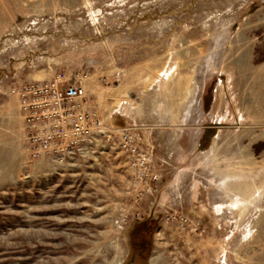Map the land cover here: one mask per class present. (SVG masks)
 <instances>
[{
    "label": "rangeland",
    "instance_id": "obj_1",
    "mask_svg": "<svg viewBox=\"0 0 264 264\" xmlns=\"http://www.w3.org/2000/svg\"><path fill=\"white\" fill-rule=\"evenodd\" d=\"M63 75L157 182L112 143L28 157L23 92ZM137 214L158 221L148 262ZM0 264H264V0H0Z\"/></svg>",
    "mask_w": 264,
    "mask_h": 264
},
{
    "label": "built area",
    "instance_id": "obj_2",
    "mask_svg": "<svg viewBox=\"0 0 264 264\" xmlns=\"http://www.w3.org/2000/svg\"><path fill=\"white\" fill-rule=\"evenodd\" d=\"M85 97L86 89L78 75H63L24 90L28 157L33 161L48 158L56 165H65L103 152L98 145L100 141L112 143L134 172V183L149 187L151 182H157V177L149 176L151 155L139 145L137 137L130 129L113 131L98 126L95 114L84 109ZM134 218L141 219L138 214ZM128 221V216H122L116 224ZM168 221L189 223L184 216L171 217Z\"/></svg>",
    "mask_w": 264,
    "mask_h": 264
},
{
    "label": "trees",
    "instance_id": "obj_3",
    "mask_svg": "<svg viewBox=\"0 0 264 264\" xmlns=\"http://www.w3.org/2000/svg\"><path fill=\"white\" fill-rule=\"evenodd\" d=\"M158 227V221L141 219L134 222L129 232V244L132 257L148 262L152 254L153 237Z\"/></svg>",
    "mask_w": 264,
    "mask_h": 264
},
{
    "label": "bare ground",
    "instance_id": "obj_4",
    "mask_svg": "<svg viewBox=\"0 0 264 264\" xmlns=\"http://www.w3.org/2000/svg\"><path fill=\"white\" fill-rule=\"evenodd\" d=\"M235 186L236 185L234 183L228 182V184L225 186L226 194L228 193L229 195H231V194L233 195V191H235V188H234ZM241 201H243V200H241ZM237 202H239V201H237ZM237 202H235V204L232 203L233 204L232 208L238 207L237 206V204H238ZM223 210H225L224 207H223V205H220L219 206V209H218V212H222Z\"/></svg>",
    "mask_w": 264,
    "mask_h": 264
}]
</instances>
